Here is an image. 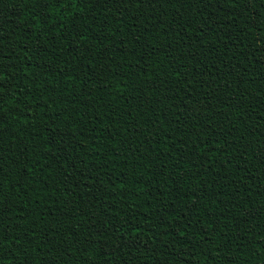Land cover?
I'll return each instance as SVG.
<instances>
[{"label": "trees", "instance_id": "16d2710c", "mask_svg": "<svg viewBox=\"0 0 264 264\" xmlns=\"http://www.w3.org/2000/svg\"><path fill=\"white\" fill-rule=\"evenodd\" d=\"M0 264H264V0H0Z\"/></svg>", "mask_w": 264, "mask_h": 264}, {"label": "snow or ice", "instance_id": "6c2138e0", "mask_svg": "<svg viewBox=\"0 0 264 264\" xmlns=\"http://www.w3.org/2000/svg\"><path fill=\"white\" fill-rule=\"evenodd\" d=\"M2 88H3V85L2 83H0V90H2ZM0 105H2V100H0Z\"/></svg>", "mask_w": 264, "mask_h": 264}]
</instances>
